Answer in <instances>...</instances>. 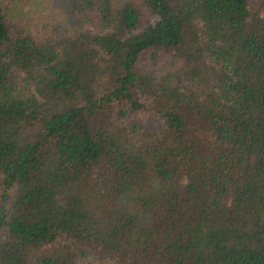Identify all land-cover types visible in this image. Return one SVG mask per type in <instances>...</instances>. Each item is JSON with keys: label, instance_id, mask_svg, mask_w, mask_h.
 <instances>
[{"label": "trees", "instance_id": "obj_1", "mask_svg": "<svg viewBox=\"0 0 264 264\" xmlns=\"http://www.w3.org/2000/svg\"><path fill=\"white\" fill-rule=\"evenodd\" d=\"M257 1L0 0V264H264Z\"/></svg>", "mask_w": 264, "mask_h": 264}, {"label": "rangeland", "instance_id": "obj_2", "mask_svg": "<svg viewBox=\"0 0 264 264\" xmlns=\"http://www.w3.org/2000/svg\"><path fill=\"white\" fill-rule=\"evenodd\" d=\"M257 0H248V6L252 10L257 7ZM140 126L143 128H154L155 130H159L160 123L156 117L152 116L151 114H144L140 118Z\"/></svg>", "mask_w": 264, "mask_h": 264}]
</instances>
